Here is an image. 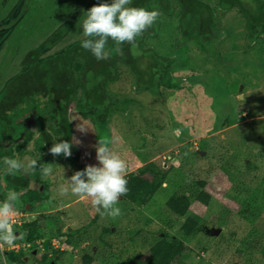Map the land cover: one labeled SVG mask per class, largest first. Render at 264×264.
<instances>
[{"label": "rangeland", "instance_id": "374dc122", "mask_svg": "<svg viewBox=\"0 0 264 264\" xmlns=\"http://www.w3.org/2000/svg\"><path fill=\"white\" fill-rule=\"evenodd\" d=\"M204 1L215 10L217 41L213 55H204L194 42L181 40L174 31V18L157 26L156 37L146 42L158 54L173 59L171 81L181 89L164 91L163 98L156 99L148 92L135 91L129 79L123 78L112 85V90L121 91L126 95L123 97L134 101L124 112L96 124L84 120L73 103L69 106L68 117L73 126L70 157L50 154L53 143H60L61 139H53L51 147L42 152L29 142L25 151L17 155L25 164L30 160L53 164L52 175L45 177L51 199L59 202L52 209H70L73 219L67 221L66 227L85 231L78 246H60L65 254L57 264H81L84 253L92 257L91 264H122L127 257L146 252L159 239L175 235L189 216L198 218L200 231L186 240L185 245L192 252L179 264H228L235 260L241 264H264V202L253 191L264 174V33L251 41L243 19L236 13L222 12L216 7V0ZM33 2L0 0V98L7 80L21 69L27 52L39 49L42 56H49L81 38V19L87 11L81 16V0L72 7L79 18L69 22L77 26V32L70 31L53 48L44 49L42 44L58 25L56 21L18 38L24 32V21L34 8ZM41 9L38 7L27 24L40 20ZM20 109L15 108L9 115ZM78 124L88 130L77 131ZM175 129H181V134H174ZM98 139L109 141L111 150L125 161V176L147 161L170 171L146 207H133L120 200L117 207L121 215L116 218L99 214L91 221L76 216L82 212L78 204L81 201L90 215L96 211L91 198L73 194L66 179L87 165L98 166ZM5 170L3 164L0 175ZM203 179L211 194L207 206L192 203L181 218L166 209L165 201L174 191ZM62 188H67V192H62ZM248 204L251 207H246ZM26 215L28 219L37 217L32 212ZM110 229L112 234L108 235ZM34 249L39 256L51 255L37 242L28 244L24 253ZM26 261L32 262L29 257Z\"/></svg>", "mask_w": 264, "mask_h": 264}, {"label": "trees", "instance_id": "16d2710c", "mask_svg": "<svg viewBox=\"0 0 264 264\" xmlns=\"http://www.w3.org/2000/svg\"><path fill=\"white\" fill-rule=\"evenodd\" d=\"M33 1L34 8L24 21L26 24L24 32L21 35L17 33L18 38L30 36L36 30H43L44 25L48 27L56 21L58 25L45 37L42 44L44 49H51L70 31L77 32V26L69 22L79 18L76 12H72V7L80 0ZM100 2L111 3V0H81V16ZM130 6L144 7L160 13L156 22L137 37L135 49L125 43L121 46L123 54H118L114 51V43L109 40L107 46L109 57L98 61L90 51L81 47V42L86 38L82 31L81 19V38L73 40L65 50L49 56H42L39 49L30 50L25 54L21 69L7 80L0 98V136L4 138L0 137V167L4 164L2 159L21 154L29 142H32L33 148L39 152L45 147H51L53 139L69 142L73 126L69 121L68 108L72 103L84 120L90 119L96 124L99 121L104 122L112 114L124 112L126 107L134 104V101L123 97L126 95L121 91L112 90V85L123 78L129 79L135 91L148 92L156 99L163 98L164 91L181 89L178 83L171 81L170 68L173 59L158 54L151 46H146L147 41L156 37V27L162 26L165 21L174 18L173 21L176 22L174 31L179 38L194 42L204 55L211 56L215 53L217 41L214 34L215 10L208 2L132 0ZM38 7H42L40 20L34 24H27ZM216 7L222 12H234L243 19L244 28L249 31L251 41L257 40L259 34L264 33V0H216ZM66 19L68 21H65ZM15 108H21L20 117H17L19 112L13 116L9 115ZM2 120L5 121L4 124H1ZM33 130L39 134H34ZM19 137L20 142L12 148ZM77 154L73 156L77 158ZM169 172L155 162H145L143 166L126 175L128 192L120 200L133 207H146L157 195ZM5 173L6 170L0 177H3L7 190H0V202L5 200L6 192L14 191L19 194V204L15 203V209L24 214L32 212L37 215L36 218L27 219L15 228L17 235L23 236V239H18L16 243L27 245L41 243L45 250L51 251V255L34 254L37 249L28 254L23 250L18 253L5 251L3 254L9 264H29L26 261L27 257L31 259V264H57L65 254L60 246H78L85 231L81 227H66L67 221L73 219L74 213L72 212L70 216V209L56 211L52 209L59 202L51 199L52 191L45 183V177L42 176L39 167L35 171L21 170L15 175ZM31 184L37 189L31 188ZM253 191L259 194L261 201L264 202V174ZM210 198L207 182L204 179L195 180L194 183L182 185L179 190L174 191L165 201V207L170 213L181 218L189 211L192 203L207 206ZM81 203L83 204L82 201L78 204L81 205L82 212H78L76 216L79 215L82 219L88 217L91 221L98 217L97 212L90 215ZM246 207L249 208L251 205L248 204ZM41 221L44 222V228L40 224ZM199 231L198 218L189 216L178 226L175 235L159 239L146 252L129 256L122 260V264H179L192 252L185 245L186 240ZM107 233L111 235V229ZM53 239L59 240L58 248L54 249L51 245ZM104 244L111 248L107 242L104 241ZM234 256L238 259V253ZM92 260L89 254L84 253L80 263L91 264ZM228 264L241 263L235 260Z\"/></svg>", "mask_w": 264, "mask_h": 264}, {"label": "clouds", "instance_id": "9594fccd", "mask_svg": "<svg viewBox=\"0 0 264 264\" xmlns=\"http://www.w3.org/2000/svg\"><path fill=\"white\" fill-rule=\"evenodd\" d=\"M131 4L132 0H111V3L100 2L87 10L82 17V31L86 38L81 42V47L90 51L98 61L109 57L110 52L107 50L109 40L114 43V51L118 54H123L121 46L125 43L135 49L137 37L156 22L160 13L144 7H133ZM76 130L85 133L88 129L78 124ZM33 133L39 134L36 130H33ZM174 134L180 135L181 129H175ZM71 147L72 144L67 141L53 143L49 152L53 156L62 154L68 158L72 154ZM96 160L98 166L87 165L83 171H76L66 181L73 194L91 198L95 211L102 217L116 218L121 215V209L117 207L120 198L128 192L126 163L111 150L109 141L105 139H98ZM3 162L6 165L5 175H15L21 170L35 171L38 167L43 177H49L53 173V164H41L37 160H30L25 164L17 156L5 157ZM0 190H7L3 177H0ZM67 190L61 189L64 193ZM18 199V193L8 191L5 200L0 202V250L13 247L18 239H23L22 234L17 235L11 221L16 214L15 203ZM0 264H9L2 251Z\"/></svg>", "mask_w": 264, "mask_h": 264}, {"label": "built area", "instance_id": "2783aa9c", "mask_svg": "<svg viewBox=\"0 0 264 264\" xmlns=\"http://www.w3.org/2000/svg\"><path fill=\"white\" fill-rule=\"evenodd\" d=\"M27 219H28V216L26 214L16 210V214L13 215V217L11 218V221L13 223L14 228H16V227H19ZM51 245L53 246L54 249L58 248L59 245H60L59 244V240L58 239H53L52 242H51ZM26 249H27V245L26 244L16 243L15 246H13V247H5V248H3L0 251H2L3 253L5 251H11V252L18 253L20 250H26Z\"/></svg>", "mask_w": 264, "mask_h": 264}, {"label": "water", "instance_id": "95a60500", "mask_svg": "<svg viewBox=\"0 0 264 264\" xmlns=\"http://www.w3.org/2000/svg\"><path fill=\"white\" fill-rule=\"evenodd\" d=\"M30 187H32V184L30 185ZM40 224H41L42 228H44V222L41 221ZM34 254H35V252H34Z\"/></svg>", "mask_w": 264, "mask_h": 264}]
</instances>
